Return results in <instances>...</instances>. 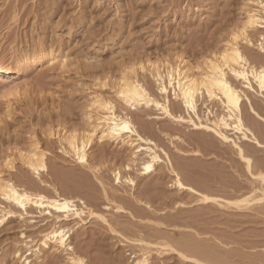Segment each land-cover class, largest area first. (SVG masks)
<instances>
[{"label":"rangeland","instance_id":"rangeland-1","mask_svg":"<svg viewBox=\"0 0 264 264\" xmlns=\"http://www.w3.org/2000/svg\"><path fill=\"white\" fill-rule=\"evenodd\" d=\"M247 2L0 0V170L5 179L33 193L52 197L53 191L42 181L56 186L62 196L77 200L78 205L85 202L107 221L88 218L80 226L63 221L62 225L74 227L70 241L75 254L42 247L38 259L28 254L38 248L42 234L54 221L39 218L35 210L27 220L12 217L0 228V264H23L24 259L31 264H71V256L80 257L85 264H136L140 248L129 240L139 239L154 244L150 246L149 264H197L183 260L177 252L160 249L157 244L162 243L176 250L195 245L203 257L221 264L264 256L262 210L206 205L196 196L179 191L160 151L169 155L185 184L233 201L249 187L234 149L213 133L193 130L190 123L150 118L161 116L154 108H124L114 90L125 67L139 61L173 62L183 55L193 67L202 66L226 46L230 33L245 19ZM254 34L251 49L257 52L264 30ZM40 51H53L59 61L66 60L65 67L59 62H21ZM140 81L159 96L151 75L141 73ZM15 89L21 92L17 100L9 95ZM96 91L114 98L118 113H128L140 133L156 144L163 162L154 173L142 175L140 163L145 157L133 163L132 148L97 141L89 152L91 165L99 170L94 173L64 154L57 138L48 136L49 128L87 129L88 102ZM248 96L264 116V99L255 93ZM170 99L174 114L187 117L181 101L174 100L172 93ZM198 108L203 118L223 113L220 104L207 96L198 100ZM242 110L245 120H250L245 101ZM33 143L46 155L48 172L40 178L21 160ZM196 152L200 155L195 156ZM6 156H10L13 170L4 166ZM255 157L264 160V151ZM116 170L123 182L131 178L134 185H117ZM0 204L6 206L1 199ZM17 252L20 257H16Z\"/></svg>","mask_w":264,"mask_h":264},{"label":"bare ground","instance_id":"bare-ground-1","mask_svg":"<svg viewBox=\"0 0 264 264\" xmlns=\"http://www.w3.org/2000/svg\"><path fill=\"white\" fill-rule=\"evenodd\" d=\"M247 3H249V9L246 11L245 19L230 33L226 46L224 45L225 47L218 54L214 53L212 57L207 58L202 63V66L193 67L183 55H178L173 62L171 60H163L160 63L150 60L147 63L139 61L125 67L124 71L122 70V77L118 81L117 87L113 88L116 100L124 108H129L131 111H139L141 108H154L161 116H152L150 117L152 119L170 118L179 124L190 123L193 130L213 133L221 142L230 145L234 149L248 176L249 187L246 189L242 188L244 191H240L235 200L219 199L201 193L185 184L180 174L171 165L169 155L164 150H160L170 165V173L174 178L173 185L179 191L196 196L200 203L206 205L211 203L221 207L233 205L238 211L258 209L264 213V160H256L255 157L256 153L264 151V128L262 129L261 126L262 122H264V116H261L259 111L255 109L248 96V93H255L264 99V91L261 90L260 86V80L264 79V76L261 75V71L264 70V51H262V48H264V35L261 36L262 42L258 45L257 52L251 49L254 47L252 39L253 35H255L254 33L264 30V7L261 6L264 0H248ZM248 5L246 4V6ZM250 19L255 20L256 23L249 26L247 22ZM237 34H239L240 38L239 40H234L233 36ZM237 51L242 59L234 62ZM31 61L34 63H41V61L59 62L64 67L66 63V60L59 61L58 56L53 51L46 53L40 51L34 57L26 56L21 60L24 64ZM225 65H227L226 68L224 67ZM201 67H204L203 70H201ZM218 68L220 71H217ZM234 72L238 75H233ZM141 73L151 75L157 84L159 96L154 95L140 81ZM222 80L227 82L229 86L227 90L219 87V82ZM121 91L125 92L124 97L120 95ZM128 93L133 95L129 97ZM171 93L174 100L181 101L187 117L174 114L171 109ZM135 94H139V99H137ZM9 95L10 98L17 100L20 98L21 92L15 89ZM204 96H207L211 102L219 103L223 113L213 116L212 119L209 114L203 118L199 112L198 100L203 99ZM10 98L8 101L9 107L11 105ZM116 100L106 97L98 91L94 92L87 107L89 110L87 109L86 118L90 124L87 129L77 130L75 128L67 131L65 129L54 130L49 128L48 136L57 138L64 154L69 155L79 165L90 169L94 173H98L99 170L91 165L89 152L96 141L102 145L114 142L132 148L131 160L133 163L137 164L138 157H145L140 163L142 175L154 173L157 165L163 162L158 152V147L152 140L140 133L128 113H118ZM133 101H135L134 106H130ZM244 101L247 102L249 107L250 120H245L243 115L242 106ZM108 104L111 105V110L105 109L104 106ZM124 123L130 126L128 131L121 130V125ZM114 130L118 131L119 134L117 135ZM231 135H234L235 138ZM198 155H200L199 152H196L195 156ZM45 156L38 144L33 143L28 151L21 156V160L29 171L35 174L37 178H40L42 173L48 172ZM77 156L83 157L84 163H81ZM9 157L6 156L2 160H4V166L8 167L9 170H13V162ZM127 169L130 170L131 167L128 166ZM115 182L117 185H122L123 183L130 186L134 185V180L131 178H127L123 182L121 173L117 170L115 171ZM42 184L52 190L54 196L48 197L42 193H33L24 187L17 186L11 179H5L3 171L0 170V199L6 204V206L0 204V228L10 218L15 216H18L21 220H27L28 217L33 216V210L36 211L39 218L54 221L51 229L42 234V240L38 248L28 255L33 254L40 259L39 255L42 252V247L74 253L70 241L74 227L62 225L63 221H73L76 226H80V224H84L86 219L96 218L107 224L106 219L91 211L85 202L80 201L81 205H78L76 203L77 200L62 196L56 186L44 181H42ZM104 187L103 189L106 193L107 189L105 190ZM17 198H20L23 207L16 202ZM57 205L61 208L67 205L68 211H58ZM30 221L37 222L34 220ZM62 237L63 243H61ZM129 241L137 248H140L136 264H149L150 246L154 244L143 239ZM157 246L160 249L167 248L166 250L177 252L183 260H190L197 264H221L207 259V256L203 257L200 254L202 250L192 244H189L188 247L180 245L181 247L178 250L174 249L169 243L157 244ZM16 257H20L18 252ZM72 260H82L84 262L78 256L77 258L71 256L69 262L71 263ZM31 262L28 259H24L23 264H31ZM248 262L249 264H264V256L249 258V260L242 258L239 264Z\"/></svg>","mask_w":264,"mask_h":264},{"label":"snow or ice","instance_id":"snow-or-ice-1","mask_svg":"<svg viewBox=\"0 0 264 264\" xmlns=\"http://www.w3.org/2000/svg\"><path fill=\"white\" fill-rule=\"evenodd\" d=\"M261 6L264 7V3H262ZM255 23H256V21H255V20H252V19H250V20L247 22V24H248L249 26H251V25H253V24H255ZM242 31H243V30H242ZM239 38H240L239 34L233 36V39H234V40H239ZM262 51H264V48H262ZM240 59H242V58L240 57V53L237 51V52L235 53V60H234V62H238ZM224 67L226 68L227 65H225ZM217 71H220V69L218 68ZM233 75H238V74L234 72ZM261 75L264 76V70L261 71ZM260 86H261V90L264 91V79H261V80H260ZM219 87H221V88L227 90L229 86H228V84H227L226 81H223V80H222V81L219 82ZM120 95H121L122 97H124V96H125V92H124V91H121V92H120ZM128 95H129V97H131L133 94H132V93H128ZM135 95H136L137 99H139V94H135ZM134 103H135V101H133L132 104H131L130 106H134ZM104 107H105L106 110H111V105H110V104L105 105ZM113 119H114V116H113ZM129 127H130V126H129L127 123H124V124L121 125V130H123V131H128V130H129ZM114 131H116V130H114ZM116 134L118 135L119 132L116 131ZM77 159L80 160L81 163H84V158H83V157H81V156H77ZM249 163H250V162H249ZM16 202H17L18 204H20L21 207H23V204H21V202H20V198H17ZM57 210H58V211H68V207H67V205H65L63 208H61L59 205H57ZM77 214H79V213H77ZM61 243H63V237H62V239H61ZM71 264H84V262H83L82 260H80V261L72 260Z\"/></svg>","mask_w":264,"mask_h":264}]
</instances>
